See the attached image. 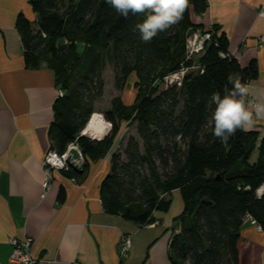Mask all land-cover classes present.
I'll return each mask as SVG.
<instances>
[{
  "label": "trees",
  "instance_id": "obj_1",
  "mask_svg": "<svg viewBox=\"0 0 264 264\" xmlns=\"http://www.w3.org/2000/svg\"><path fill=\"white\" fill-rule=\"evenodd\" d=\"M29 4L36 25L22 13L15 22L25 65L50 64L62 92L52 106L50 148L62 154L76 143L86 163L82 174L72 169L63 174L83 179L87 159L103 157L123 124H134L137 137L130 135L123 151L112 153L100 184L104 210L149 225L153 213L167 211L171 192L179 190L183 210L180 231L169 243L171 264H238L245 220H254L264 232V137L237 130L223 145L209 126L215 107L210 100L214 92L223 95L229 74L239 73L248 83L257 78L258 68L254 60L242 66L217 27L203 30L193 22V15L206 11L207 0H189L182 21L150 43L134 30L143 14L122 17L106 0ZM197 32L210 37L201 51L190 53L188 39ZM106 59L113 65L115 88L122 90L134 75L136 94L129 105L120 97L111 100V108L102 113L109 133L96 140L80 133L93 114L94 100L103 94L100 73ZM181 69H187L182 78L166 85V77ZM63 196L61 190L59 200Z\"/></svg>",
  "mask_w": 264,
  "mask_h": 264
},
{
  "label": "crops",
  "instance_id": "obj_2",
  "mask_svg": "<svg viewBox=\"0 0 264 264\" xmlns=\"http://www.w3.org/2000/svg\"><path fill=\"white\" fill-rule=\"evenodd\" d=\"M207 4L203 14L192 16L193 22L203 30L217 27L225 33L229 53L242 66L256 61L258 76L248 84L254 90L264 89V16L259 14L264 0H207ZM20 13L36 25L29 0H0V264H14L9 261L11 237H29L30 255L52 264H171L169 243L180 231L183 210L179 190L171 192L167 211L153 213L150 226L107 213L100 200V184L109 172L115 145L125 130L135 129L134 124H123L103 157L87 159L83 179L52 171L49 188L41 196V162L50 149L52 106L61 90L50 64L25 65L15 26ZM110 108L111 100L105 110L94 107L93 113ZM251 130L259 139L264 137V119ZM61 190L64 196L59 200ZM123 236L130 237L124 258L118 250ZM237 248L238 264H264V232L250 220L241 227Z\"/></svg>",
  "mask_w": 264,
  "mask_h": 264
},
{
  "label": "clouds",
  "instance_id": "obj_3",
  "mask_svg": "<svg viewBox=\"0 0 264 264\" xmlns=\"http://www.w3.org/2000/svg\"><path fill=\"white\" fill-rule=\"evenodd\" d=\"M106 3L125 18L129 14L144 15L143 21L137 23L134 30L145 43L179 24L189 6V0H106ZM210 104L215 107L209 126L214 137L225 146L237 130L249 131L257 121L264 119V89L254 90L242 81L239 73L228 75L223 95L214 92Z\"/></svg>",
  "mask_w": 264,
  "mask_h": 264
},
{
  "label": "built area",
  "instance_id": "obj_4",
  "mask_svg": "<svg viewBox=\"0 0 264 264\" xmlns=\"http://www.w3.org/2000/svg\"><path fill=\"white\" fill-rule=\"evenodd\" d=\"M259 14L264 16V5H262L259 9ZM210 37L209 32L205 33H195L193 36H191L188 39L187 47L188 51L190 53L193 52H199L203 49L204 43L206 40H208ZM260 40H262L260 38ZM187 71V69H181L179 72L174 73L172 75H169L165 79V84L169 85L172 84L173 82L179 81L184 73ZM62 92H59L58 96H61ZM96 114L99 119L103 121L105 125L108 126V131L110 129V123L106 121L101 113H93L92 115ZM91 115V117H92ZM90 117V118H91ZM85 129V127H84ZM84 129L81 131V135L88 136L93 139L92 135L85 134ZM74 148L77 150L79 156L81 159H83V155L76 143H70L66 149V151L62 154H59L57 151L54 149H49L47 153L45 154L42 162H41V168L43 170V175L44 179L42 182V193L41 196H44L45 191L49 188L51 177H52V171H58V172H64L68 171L70 166L66 162V157L68 155L69 149ZM246 220H250L252 223H255L254 220L247 218ZM150 226V224L148 225ZM257 228H259L257 226ZM9 243L12 246L11 253L9 255V261L14 264H52L53 261L49 259H37L33 258L30 255V247H31V239L29 237H23V238H15L11 237L9 239ZM129 245H130V237L129 236H123L118 244V250H119V255L121 257H125L126 254L129 251Z\"/></svg>",
  "mask_w": 264,
  "mask_h": 264
},
{
  "label": "rangeland",
  "instance_id": "obj_5",
  "mask_svg": "<svg viewBox=\"0 0 264 264\" xmlns=\"http://www.w3.org/2000/svg\"><path fill=\"white\" fill-rule=\"evenodd\" d=\"M197 56L198 55H196V57ZM78 74H76L77 77ZM100 77L104 83V88L103 94L99 98L94 100L93 106L95 108H99L102 111L105 110L109 106L110 100H112L114 97H120L122 102L124 101V103L127 104H130L134 101L136 94V88L133 85L134 75L131 76L128 84L122 90H117L114 85L115 79L113 65L109 59H106L101 69ZM71 86L74 88L76 86V82L73 81ZM130 135H134L137 137L136 130L134 128H129L125 130V132H123V140L118 144L117 147L115 145L113 151L122 152L123 148L125 147L126 140Z\"/></svg>",
  "mask_w": 264,
  "mask_h": 264
},
{
  "label": "bare ground",
  "instance_id": "obj_6",
  "mask_svg": "<svg viewBox=\"0 0 264 264\" xmlns=\"http://www.w3.org/2000/svg\"><path fill=\"white\" fill-rule=\"evenodd\" d=\"M108 132V126L103 123L101 119L98 118L96 114L92 115L91 118H89L84 133L92 135L95 139H100L103 136L106 135Z\"/></svg>",
  "mask_w": 264,
  "mask_h": 264
},
{
  "label": "water",
  "instance_id": "obj_7",
  "mask_svg": "<svg viewBox=\"0 0 264 264\" xmlns=\"http://www.w3.org/2000/svg\"><path fill=\"white\" fill-rule=\"evenodd\" d=\"M108 133H109V131L106 133V135ZM105 136H103L102 138H100L98 140L103 139ZM66 162L70 166V168L78 174H82L85 170L86 163L84 161V158L81 159L77 150L74 148L69 149L68 155L66 157Z\"/></svg>",
  "mask_w": 264,
  "mask_h": 264
}]
</instances>
